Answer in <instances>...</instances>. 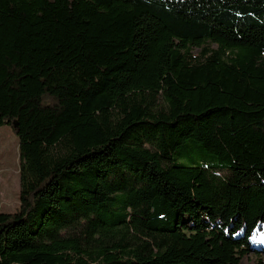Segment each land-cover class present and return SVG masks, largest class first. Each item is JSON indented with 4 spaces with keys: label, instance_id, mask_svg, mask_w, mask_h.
I'll use <instances>...</instances> for the list:
<instances>
[{
    "label": "trees",
    "instance_id": "obj_1",
    "mask_svg": "<svg viewBox=\"0 0 264 264\" xmlns=\"http://www.w3.org/2000/svg\"><path fill=\"white\" fill-rule=\"evenodd\" d=\"M5 125L0 264H264V0H0Z\"/></svg>",
    "mask_w": 264,
    "mask_h": 264
},
{
    "label": "rangeland",
    "instance_id": "obj_2",
    "mask_svg": "<svg viewBox=\"0 0 264 264\" xmlns=\"http://www.w3.org/2000/svg\"><path fill=\"white\" fill-rule=\"evenodd\" d=\"M19 206L18 140L10 126L0 127V212L12 213ZM259 257L250 252L245 264L258 263Z\"/></svg>",
    "mask_w": 264,
    "mask_h": 264
}]
</instances>
